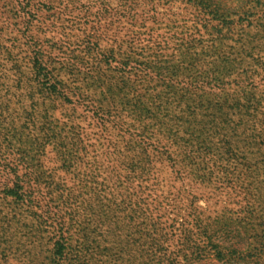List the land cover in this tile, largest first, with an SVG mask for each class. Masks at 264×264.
I'll return each mask as SVG.
<instances>
[{
	"label": "rangeland",
	"instance_id": "obj_1",
	"mask_svg": "<svg viewBox=\"0 0 264 264\" xmlns=\"http://www.w3.org/2000/svg\"><path fill=\"white\" fill-rule=\"evenodd\" d=\"M216 2L219 9L228 10L224 18L235 24L242 20L246 26L223 30L216 42L221 54L213 68L237 75L264 69V0ZM170 3L0 0V264H60L54 254L57 216L69 242L82 248V261L149 263V233L139 226L138 207L127 204L118 192L101 190V166L93 165L90 158L96 151L101 153L105 143L99 123L102 90L109 84L130 83L110 69L116 66L119 52L127 53L137 38L144 41L146 34L137 27L168 18L183 23L198 17L187 4ZM38 55L41 72L32 65ZM45 69L50 79L43 76ZM260 73V78L247 83L264 96V70ZM255 116L259 120L246 123L248 132L259 136L245 152L250 163L260 167L252 197L241 196L236 202L228 195L206 192L186 178L167 180L169 194L159 214L172 217L173 206L180 203L175 190L181 188L184 197H199L196 204L206 211L225 207L234 212L255 202L258 214L264 215V105ZM242 130H237L238 136ZM57 144L81 146L76 150L85 149V162L66 172L56 159ZM15 181L23 194L9 189ZM237 233L230 244L243 249L248 238L243 228ZM193 264L254 263L205 260Z\"/></svg>",
	"mask_w": 264,
	"mask_h": 264
},
{
	"label": "trees",
	"instance_id": "obj_2",
	"mask_svg": "<svg viewBox=\"0 0 264 264\" xmlns=\"http://www.w3.org/2000/svg\"><path fill=\"white\" fill-rule=\"evenodd\" d=\"M167 2L187 4L198 17L183 23L168 18L164 23L152 21L148 27L141 24L137 29L146 34L144 41L137 38L127 53H118L110 71L130 83L109 84L101 92L99 123L105 143L101 153L96 151L90 158L93 165L101 166V190L118 192L127 204L138 207L139 226L149 233L148 264L205 260L260 264L264 215L258 214L255 202L234 212L225 207L206 211L196 204L199 197L186 198L180 188L175 190L180 203L173 206L172 217L159 214L169 194L167 180L186 178L206 192L217 197L225 194L236 202L241 196L252 197L260 167L253 166L245 152L259 136L248 132L246 123L259 120L255 115L264 105L260 90L247 83L260 78L263 68L238 75L213 68L221 54L216 42L223 30L243 29V21L235 24L224 18L228 10L219 9L216 0ZM32 65L41 72L39 55ZM45 72L43 76L50 79V71ZM55 147L56 159L66 172L85 162V149L76 150L81 146ZM9 189L23 194L18 181ZM53 226L58 233L54 254L60 264H89L81 259L82 248L69 242L58 216ZM240 228L248 238L243 249L230 244Z\"/></svg>",
	"mask_w": 264,
	"mask_h": 264
}]
</instances>
